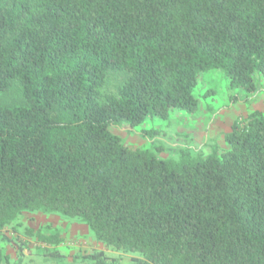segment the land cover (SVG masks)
<instances>
[{
    "label": "trees",
    "instance_id": "16d2710c",
    "mask_svg": "<svg viewBox=\"0 0 264 264\" xmlns=\"http://www.w3.org/2000/svg\"><path fill=\"white\" fill-rule=\"evenodd\" d=\"M214 69L258 89L264 0H0V231L59 213L134 264H264V114L233 122L226 149L178 159L110 130L196 112ZM111 72L125 75L116 94ZM26 231L64 260L52 224Z\"/></svg>",
    "mask_w": 264,
    "mask_h": 264
},
{
    "label": "rangeland",
    "instance_id": "374dc122",
    "mask_svg": "<svg viewBox=\"0 0 264 264\" xmlns=\"http://www.w3.org/2000/svg\"><path fill=\"white\" fill-rule=\"evenodd\" d=\"M255 79L258 89L247 93L231 88L222 70L203 72L198 75L193 90L198 106L196 112L173 110L168 120L147 119L137 127L121 124L111 126L110 130L125 145L152 151L163 159H178L184 152L192 156L207 155L213 145L226 149L224 136L233 122L252 112L264 114V77ZM124 80L123 73H109L104 91L116 94ZM47 224L60 231L62 243L58 250L64 256L62 262L53 257L43 258L35 239L26 231H37ZM97 252H104V264H134L133 258L137 256L105 248L79 219L59 213L24 212L0 231V254L7 256L10 263L18 260L24 264H94L88 262L87 256Z\"/></svg>",
    "mask_w": 264,
    "mask_h": 264
}]
</instances>
